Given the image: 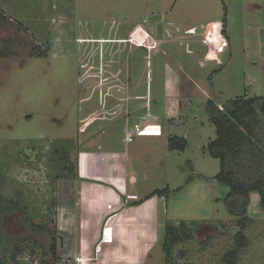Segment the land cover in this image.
I'll return each mask as SVG.
<instances>
[{
    "label": "rangeland",
    "instance_id": "obj_1",
    "mask_svg": "<svg viewBox=\"0 0 264 264\" xmlns=\"http://www.w3.org/2000/svg\"><path fill=\"white\" fill-rule=\"evenodd\" d=\"M27 1L54 7L58 33L47 40L60 43L55 55L34 58L33 36L0 26V199L24 206L21 215L1 214L0 232L19 250L13 255V244L0 241V261L43 264L47 233L69 228L57 223L67 204L73 238L91 245L87 264H131L94 247L132 210L144 213L138 219L154 236L142 264H164L165 226L180 223L193 236L175 246L177 264H223L238 226L224 204L228 188L215 180L219 161L206 152L216 131L205 104L264 96V0ZM135 27L142 32L130 38ZM126 41H138L135 50L124 49ZM169 138L184 140V149H170ZM53 149L69 158L55 180ZM124 191L126 210L104 199ZM247 215L249 244L237 264H264L257 193ZM59 239L56 264H68Z\"/></svg>",
    "mask_w": 264,
    "mask_h": 264
},
{
    "label": "trees",
    "instance_id": "obj_2",
    "mask_svg": "<svg viewBox=\"0 0 264 264\" xmlns=\"http://www.w3.org/2000/svg\"><path fill=\"white\" fill-rule=\"evenodd\" d=\"M7 21L8 18L0 11V26ZM205 112L216 131L215 138L206 146V152L210 157L219 161V172L215 180L228 188L224 204L238 226V232L233 237V246L224 253L221 261L223 264H237L240 252L249 244L244 230L251 222V218L247 215L251 193L258 194L260 207L264 214V96L229 99L221 106L207 100ZM181 141L184 140L176 141L175 138H169L168 146L170 149L183 150L184 145ZM52 154L51 166L58 169V174L52 180L63 178L64 175H60L59 171L64 167L66 169L69 158L60 156L59 149H53ZM165 192L167 190L154 193L163 194ZM55 204L56 201L52 197L50 206L54 207ZM23 207L17 200L1 198L0 216L4 212L14 211L21 215L24 213ZM29 227L33 228L32 231L40 230L46 233L48 231L42 225L30 224ZM48 234L50 243L45 253L48 259L44 260L43 264H56L59 262L57 247L60 237L54 232ZM192 236L193 234L184 223L177 226L167 224L162 245L164 264H177L174 258L175 246L191 239ZM0 241H3L1 236ZM7 241L13 244L12 250L15 255L19 250L18 247L12 240ZM0 264L6 263L0 261Z\"/></svg>",
    "mask_w": 264,
    "mask_h": 264
},
{
    "label": "crops",
    "instance_id": "obj_3",
    "mask_svg": "<svg viewBox=\"0 0 264 264\" xmlns=\"http://www.w3.org/2000/svg\"><path fill=\"white\" fill-rule=\"evenodd\" d=\"M70 1V0H68ZM54 7L51 6H42L31 4L30 1L23 2V0H0V11L8 18L7 23L4 24H12L17 25L21 28L22 32L31 37L29 40L33 43V48L31 49V55L34 58H38L43 55L53 54L55 55L54 48H57L58 37H54V39L47 40L52 32L57 31V27H55L58 21H55L56 12H53L52 9ZM252 8H259L257 5H252ZM16 12V14H15ZM60 16H62L60 14ZM15 18H23L21 22L17 20L16 23ZM21 20V19H19ZM25 21L30 22V24L34 27V33L31 34V31L25 26ZM24 24V25H21ZM2 26V25H1ZM28 31V32H26ZM142 32L138 27L130 29L128 31V36L131 38H136V33ZM58 33V32H55ZM46 42L47 47H43ZM127 45H124V49L135 50L137 47V42L134 41H126ZM129 42V44H128ZM2 58V57H1ZM118 58V57H117ZM126 192H122V196L106 193V197L104 198L106 202L108 200L112 201L115 199L118 211L126 210L129 206V202L127 201V197L125 196ZM125 197V198H124ZM65 206V207H63ZM61 217H58V227L62 229V226H69V228L65 229V234L60 236V243L65 252V257L68 259L66 262L68 264H87L90 262V247L91 245L86 242L85 239H80L78 242L73 238V233L75 229L74 218H73V209H71L70 205L62 204ZM144 214L142 211L133 210L130 212V217L124 215V218L121 219L118 223H116L115 230L112 231L111 240L105 242V245H99L94 247L100 251V255L109 256L112 259L115 257L123 258V262L131 263V264H142L143 259L148 258V255H151V245L154 244V236L148 231V221H144L142 219H138V216ZM134 219L133 221L131 219ZM96 240L93 238L92 241ZM150 242V243H148ZM93 249V251H94ZM63 253V254H64ZM99 254V252H98ZM72 258L73 260H70ZM145 261V260H144Z\"/></svg>",
    "mask_w": 264,
    "mask_h": 264
},
{
    "label": "flooded vegetation",
    "instance_id": "obj_4",
    "mask_svg": "<svg viewBox=\"0 0 264 264\" xmlns=\"http://www.w3.org/2000/svg\"><path fill=\"white\" fill-rule=\"evenodd\" d=\"M49 164H52L51 162H49ZM5 213V212H4ZM4 213H2V215L4 214ZM2 216H0V226H1V223H2V220H3V217L1 218ZM18 217H19V215H18ZM31 229V228H30ZM33 229V228H32ZM31 229V230H32ZM35 230V229H34ZM33 234H38V232H33ZM0 236H1V239H3V242L4 241H7L4 237H3V234H2V231L0 232ZM33 240V239H32Z\"/></svg>",
    "mask_w": 264,
    "mask_h": 264
},
{
    "label": "built area",
    "instance_id": "obj_5",
    "mask_svg": "<svg viewBox=\"0 0 264 264\" xmlns=\"http://www.w3.org/2000/svg\"><path fill=\"white\" fill-rule=\"evenodd\" d=\"M61 215H62L61 213H58V217H61Z\"/></svg>",
    "mask_w": 264,
    "mask_h": 264
}]
</instances>
